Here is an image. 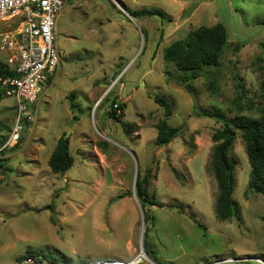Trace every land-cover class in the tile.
Segmentation results:
<instances>
[{
	"label": "rangeland",
	"instance_id": "1",
	"mask_svg": "<svg viewBox=\"0 0 264 264\" xmlns=\"http://www.w3.org/2000/svg\"><path fill=\"white\" fill-rule=\"evenodd\" d=\"M67 1L56 22L61 64L35 102L34 121L0 151V264L21 263L27 251L56 264L144 253L138 264H264V195L248 188L241 130L228 154L237 206L229 220L214 215L210 167L212 137L222 127L213 115L235 121L264 113V25L256 23L264 0ZM142 9L164 17L128 13ZM218 22L229 42L221 63L201 71L189 93L163 49ZM0 60L6 62L1 50ZM152 94L169 101L170 115ZM113 100L124 105L120 121L108 115ZM15 112L14 97L0 95V147ZM160 121L183 126L162 146L155 143ZM67 132L73 164L53 173L48 159ZM147 170L156 204L145 223L134 183ZM46 259L39 264H50Z\"/></svg>",
	"mask_w": 264,
	"mask_h": 264
},
{
	"label": "trees",
	"instance_id": "2",
	"mask_svg": "<svg viewBox=\"0 0 264 264\" xmlns=\"http://www.w3.org/2000/svg\"><path fill=\"white\" fill-rule=\"evenodd\" d=\"M128 13L132 17L143 16L158 13L164 17L163 12L158 10L142 9L139 11L131 10ZM258 24L264 25V19L256 20ZM228 32L220 22L211 26L200 25L184 38L178 39L163 49V59L171 62L177 69L175 78L192 93L190 82L197 78L201 71L210 67H218L221 63L222 53L228 44ZM238 49V46H235ZM235 49V50H237ZM6 64L0 60V80L8 76H13ZM264 89V82L262 83ZM0 95H4V88L0 81ZM5 96V95H4ZM151 96V95H150ZM154 101L164 109L166 116L171 114L169 101L160 94H152ZM70 109L74 112L79 108L72 98L69 100ZM123 104L111 102L108 115L117 121L123 116ZM208 115V114H204ZM212 116V114H210ZM218 119L222 127L217 130L212 139L215 142L212 148V157L210 167L216 182V197L213 205L214 215L218 220H229L237 213V206L232 199L234 184V166L230 161L228 154L235 139V129L241 130V139L244 143L248 163L250 165V174L248 179V188L256 193L264 195V113L257 118L239 117L233 121L221 113L213 115ZM76 120L77 116L74 115ZM156 145L162 146L169 143L175 136L179 135L183 126H167L164 121L157 123ZM5 139H2L4 142ZM73 164V156L69 151V140L64 138V133L57 139V142L48 159V165L53 173L63 174ZM150 183L148 170L144 174H137L134 183V193L142 208L143 219L145 223L152 221L153 215L151 206L156 204L154 196L148 192ZM200 226V224L198 223ZM148 231L147 225L144 232ZM146 237V236H145ZM143 239V247L151 260L157 263V256L154 246ZM24 258L31 257L35 259V264H39L46 257L38 251H27ZM157 259V260H156ZM48 260V259H46Z\"/></svg>",
	"mask_w": 264,
	"mask_h": 264
},
{
	"label": "built area",
	"instance_id": "3",
	"mask_svg": "<svg viewBox=\"0 0 264 264\" xmlns=\"http://www.w3.org/2000/svg\"><path fill=\"white\" fill-rule=\"evenodd\" d=\"M67 0H0V49L7 52L6 64L13 76L2 78L5 96L15 99L16 115L3 151L20 139L26 124L35 119V102L43 93L61 64L56 44V20ZM144 253V252H143ZM145 254V253H144ZM56 264L52 260H46ZM141 255L130 259H96L81 264H138ZM35 259L24 258L18 264H35ZM61 264H70L62 261Z\"/></svg>",
	"mask_w": 264,
	"mask_h": 264
},
{
	"label": "crops",
	"instance_id": "4",
	"mask_svg": "<svg viewBox=\"0 0 264 264\" xmlns=\"http://www.w3.org/2000/svg\"><path fill=\"white\" fill-rule=\"evenodd\" d=\"M68 1H66V4H65V6H64V8H63V11L60 13V15L57 17V20L58 19H60V17L62 16V14L64 13V11L66 10V8L68 7V3H67ZM108 17V16H107ZM107 19V18H106ZM57 20H56V22H57ZM106 21H109L108 19L106 20ZM108 23V22H107ZM1 24V23H0ZM55 31H57V24H56V26H55ZM1 50V49H0ZM1 51H3V50H1ZM3 52H6V51H3ZM6 57H7V52H6Z\"/></svg>",
	"mask_w": 264,
	"mask_h": 264
},
{
	"label": "water",
	"instance_id": "5",
	"mask_svg": "<svg viewBox=\"0 0 264 264\" xmlns=\"http://www.w3.org/2000/svg\"><path fill=\"white\" fill-rule=\"evenodd\" d=\"M121 6V5H120ZM122 9H124V7L121 6ZM69 132H67V134H64V138H67ZM136 179V178H135Z\"/></svg>",
	"mask_w": 264,
	"mask_h": 264
},
{
	"label": "bare ground",
	"instance_id": "6",
	"mask_svg": "<svg viewBox=\"0 0 264 264\" xmlns=\"http://www.w3.org/2000/svg\"><path fill=\"white\" fill-rule=\"evenodd\" d=\"M141 257L144 258L145 257L144 254H141Z\"/></svg>",
	"mask_w": 264,
	"mask_h": 264
}]
</instances>
